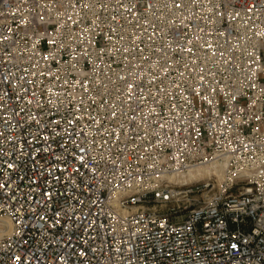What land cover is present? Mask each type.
<instances>
[{"label":"built area","instance_id":"2783aa9c","mask_svg":"<svg viewBox=\"0 0 264 264\" xmlns=\"http://www.w3.org/2000/svg\"><path fill=\"white\" fill-rule=\"evenodd\" d=\"M0 264H264V0H0Z\"/></svg>","mask_w":264,"mask_h":264},{"label":"rangeland","instance_id":"374dc122","mask_svg":"<svg viewBox=\"0 0 264 264\" xmlns=\"http://www.w3.org/2000/svg\"><path fill=\"white\" fill-rule=\"evenodd\" d=\"M217 170V169H216ZM205 177V175H201L199 178H203ZM218 179V177L216 175H211V177L209 179ZM192 182H198V183H202V182H206L205 180H200V181H192ZM188 183H182V184H172L173 186H178V185H184V184H189ZM180 189V190H179ZM174 191H179L180 194L175 196V197H171L169 194L168 195V199H164L163 197L161 199H158L155 202H152L151 204H149L148 206L152 209L161 211L163 213H172L174 216H182L181 214H183V212L185 211L183 204L185 202L184 199H188L185 198L184 194L182 193V188H175ZM183 199V200H181ZM201 197H198L197 200H200ZM190 204H193L194 201H189ZM188 205V203H187ZM190 207V206H189ZM181 218V217H180Z\"/></svg>","mask_w":264,"mask_h":264},{"label":"bare ground","instance_id":"6f19581e","mask_svg":"<svg viewBox=\"0 0 264 264\" xmlns=\"http://www.w3.org/2000/svg\"><path fill=\"white\" fill-rule=\"evenodd\" d=\"M217 169V170H216ZM224 163L223 162H213L206 166H200L194 169L187 171L184 175L181 176H170L169 179L176 180L178 182H192L207 180L211 175H216L218 178H221L223 175ZM205 175L203 178H199L201 175ZM3 224L10 226L8 220H3Z\"/></svg>","mask_w":264,"mask_h":264}]
</instances>
